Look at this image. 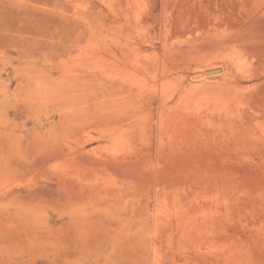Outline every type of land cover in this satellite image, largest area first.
<instances>
[{
  "label": "rangeland",
  "instance_id": "obj_1",
  "mask_svg": "<svg viewBox=\"0 0 264 264\" xmlns=\"http://www.w3.org/2000/svg\"><path fill=\"white\" fill-rule=\"evenodd\" d=\"M0 264H264V0H0Z\"/></svg>",
  "mask_w": 264,
  "mask_h": 264
},
{
  "label": "bare ground",
  "instance_id": "obj_2",
  "mask_svg": "<svg viewBox=\"0 0 264 264\" xmlns=\"http://www.w3.org/2000/svg\"><path fill=\"white\" fill-rule=\"evenodd\" d=\"M215 71V72H214ZM194 72V71H193ZM211 72V73H210ZM219 72V69L217 68H210L209 69V74H213ZM202 73H205L203 71H199V72H195V76L192 78L191 80V84L192 85H206V83H208L206 80L207 76L203 75ZM209 76V75H208ZM232 97V95H225V96H221V100L226 102L228 101L230 98Z\"/></svg>",
  "mask_w": 264,
  "mask_h": 264
},
{
  "label": "water",
  "instance_id": "obj_3",
  "mask_svg": "<svg viewBox=\"0 0 264 264\" xmlns=\"http://www.w3.org/2000/svg\"><path fill=\"white\" fill-rule=\"evenodd\" d=\"M215 72V71H214ZM211 73V72H210Z\"/></svg>",
  "mask_w": 264,
  "mask_h": 264
}]
</instances>
